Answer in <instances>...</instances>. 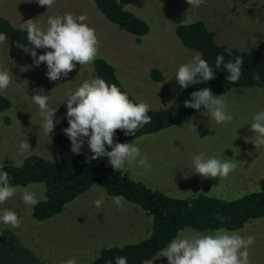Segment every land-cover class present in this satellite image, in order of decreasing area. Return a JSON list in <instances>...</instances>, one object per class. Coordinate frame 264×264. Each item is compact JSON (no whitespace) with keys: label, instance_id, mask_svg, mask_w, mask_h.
Instances as JSON below:
<instances>
[{"label":"rangeland","instance_id":"rangeland-1","mask_svg":"<svg viewBox=\"0 0 264 264\" xmlns=\"http://www.w3.org/2000/svg\"><path fill=\"white\" fill-rule=\"evenodd\" d=\"M126 9L144 19L149 31L137 43L135 36L111 24L91 0H55L47 8L36 0H0V14L16 25L33 19L44 30L47 19L72 13L87 15L84 23L94 27L100 41L97 55L114 67L117 79L137 102H145L150 109L165 108L181 86L175 80L180 65L189 62L197 53L184 47L175 33V25L184 21L202 20L215 32L218 44L227 48L264 50V0L242 4L240 0H206L198 8L187 0H118ZM29 48L8 40L0 44V64L13 73L7 90L0 91L9 97L12 107L0 114V164L19 165L25 156L38 154L56 160L57 151L52 143L56 130L69 127L66 93L75 91L83 81L96 78L93 63L80 66L57 81L47 78V64L35 66ZM37 57L51 49H35ZM2 54V55H1ZM158 69L162 78L155 81L150 72ZM43 88L49 95V107L57 109L58 120L52 133L45 134L43 118L32 96ZM221 95V94H220ZM228 111L234 119L217 124L206 109L188 115L181 122L153 134L136 138V144L148 155L149 170L132 166L121 171L129 178L141 181L152 189L169 196L185 198L199 193L225 200L264 187V147L256 148L246 141L255 137L251 129L253 114L264 110V88H232L223 93ZM219 96V95H218ZM4 115L9 117L5 122ZM191 124L196 126V132ZM27 140L30 151L19 153V144ZM82 151L88 150L87 137ZM200 152L219 159H234L237 169L226 178H204L195 173L192 157ZM33 186L37 198H44V185L31 183L17 186V194L0 204L4 209L18 213L22 224L18 228L0 222V230L8 234L5 253L0 264H63L75 258L78 264L95 258L103 247L124 242H135L149 236L152 218L135 204L125 201L118 208L105 190L97 185L77 196L65 209L51 218L37 221L32 217L33 206L25 205L20 189ZM191 191V192H190ZM104 197L97 208L94 201ZM136 207V208H134ZM193 230V229H192ZM213 231H199L210 234ZM241 236L255 237L250 246L252 264H264V218L236 230ZM153 264H168L160 253Z\"/></svg>","mask_w":264,"mask_h":264},{"label":"trees","instance_id":"trees-1","mask_svg":"<svg viewBox=\"0 0 264 264\" xmlns=\"http://www.w3.org/2000/svg\"><path fill=\"white\" fill-rule=\"evenodd\" d=\"M91 1L111 24L134 35L137 43L148 33V23L124 8L118 0ZM257 1L259 0H240L242 4H254ZM0 33L6 34L10 41L24 48H34L27 39L26 27L16 25L1 14ZM175 33L184 47L202 54V59L216 72V78L206 83L190 85L187 89H177L168 106L150 109L148 115L152 118L151 123L137 130L135 136H125L122 130H116L115 142L132 143L138 137L171 127L188 115L204 110L203 107L200 110L184 107V101L191 99V93L203 87H209L214 96L232 88H264V50L227 48L218 44L215 32L199 19L177 23ZM218 55L224 56L225 63L229 60L234 62L237 57L243 58L239 81L233 83L226 79L228 73L223 64L219 69L216 68ZM93 64L96 78L105 80L109 85L115 84L128 94L130 100L139 103L121 85L115 67L107 59L98 57ZM253 73H257L260 79H253ZM150 76L155 81H161L162 78L160 71L155 68L151 70ZM12 104L9 97L0 93V114L7 112ZM3 119L8 122L9 117L4 115ZM52 143L57 151L56 160L32 153L25 156L19 165L3 164L2 170L9 173L13 186L22 187L31 183L44 185V198L39 199V203L32 208L31 214L35 220L43 221L60 214L68 203L94 185L102 187L108 196H123L125 201L135 204L146 216L152 218L149 236L135 242L103 247L95 258L85 264H115L117 257H126L128 264H143L144 261H152L158 256L183 230L213 231L224 228L236 231L252 221L264 218V187L228 200L204 193L185 198L172 197L129 178L121 171H114L107 157L88 160L93 155L90 148L82 151L80 155L73 154L71 142L62 129L53 133ZM108 150L111 151V148ZM217 217H222L223 220ZM7 245L8 234L5 230H0V254L5 253Z\"/></svg>","mask_w":264,"mask_h":264},{"label":"clouds","instance_id":"clouds-1","mask_svg":"<svg viewBox=\"0 0 264 264\" xmlns=\"http://www.w3.org/2000/svg\"><path fill=\"white\" fill-rule=\"evenodd\" d=\"M40 6L52 7L55 0H36ZM187 3L198 8L206 3V0H187ZM87 15L78 17L72 13L62 16H50L47 19V29L44 30L29 19L24 25L27 30V39L32 49H27L35 66L41 63L47 64V78L57 81L61 77H67L77 63L91 64L97 58L100 41L94 27L84 23ZM6 34L0 33V44L8 43ZM51 49L37 57L35 49ZM216 68L223 64L228 73L226 79L233 83L239 81L242 75L243 58L237 57L235 61L224 62V56L216 57ZM13 73L0 64V91H5L12 83ZM216 78V72L209 66L202 54L197 52L192 59L179 66L175 80L182 89L190 85L201 84ZM253 79L259 80L260 76L253 73ZM39 94L32 96L33 102L38 105L43 118L42 128L49 136L55 125L54 121L57 109L49 107V95L44 94L43 88L34 90ZM67 120L69 127L63 129L71 142V152L82 154L84 138L87 137V145L93 155L88 160H96L107 157L114 171H127L132 166H139L149 170L148 155L141 148L132 143H119L114 141L116 130H122L125 136L133 135L144 125L151 123L148 115L150 105L145 102L135 103L129 99L126 92H122L115 84L109 85L101 78L85 80L75 91L66 93ZM184 107L200 110L202 107L208 111L211 118L217 124L230 123L234 116L228 111L226 98L223 94L214 96L209 87H203L191 93V99L184 101ZM251 131L255 133L252 140L256 148L264 147V110L253 114ZM196 132V126L191 124ZM107 146V147H106ZM111 148V151L108 150ZM30 151L27 140L19 144V153L23 155ZM195 173L204 178H226L234 172L238 163L234 159H219L215 156H207L200 152L192 157ZM0 164V204L13 198L18 187L10 183V175L3 171ZM33 186L20 189L21 199L25 205L35 206L39 203L37 193ZM191 192V191H190ZM112 201L118 208H123L125 198L123 196L112 197ZM94 205L99 208L104 203V197L96 199ZM191 207V205H189ZM217 219L223 220L222 217ZM0 222L18 228L22 224V218L18 213L4 209L0 215ZM255 237L241 236L236 231L224 228L217 229L214 233L205 234L192 229H186L178 233L167 246L161 250L160 257H166L168 264H252L249 247L254 245ZM63 264H78L75 258H69ZM111 264V262H109ZM115 264H128L126 257H117ZM143 264H153V261H144Z\"/></svg>","mask_w":264,"mask_h":264}]
</instances>
